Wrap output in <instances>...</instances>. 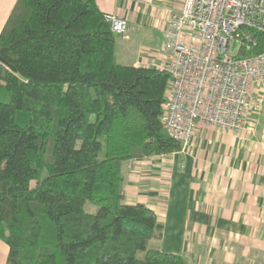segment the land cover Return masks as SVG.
<instances>
[{
    "label": "trees",
    "instance_id": "trees-1",
    "mask_svg": "<svg viewBox=\"0 0 264 264\" xmlns=\"http://www.w3.org/2000/svg\"><path fill=\"white\" fill-rule=\"evenodd\" d=\"M95 0H15L0 30L4 264H193L149 246L163 224L127 203L123 162L183 148L162 123L171 76L123 64ZM264 48L251 31L240 55Z\"/></svg>",
    "mask_w": 264,
    "mask_h": 264
},
{
    "label": "crops",
    "instance_id": "crops-1",
    "mask_svg": "<svg viewBox=\"0 0 264 264\" xmlns=\"http://www.w3.org/2000/svg\"><path fill=\"white\" fill-rule=\"evenodd\" d=\"M15 0H0V30ZM105 13L123 16L127 31L115 39L123 64L161 68L168 15L183 0H95ZM162 44L159 42V45ZM161 47V46H160ZM126 61V62H125ZM262 107L245 127H196L180 151L123 162L127 203L144 202L163 224L152 246L182 254L193 264H264V91ZM7 248L0 241V264Z\"/></svg>",
    "mask_w": 264,
    "mask_h": 264
},
{
    "label": "built area",
    "instance_id": "built-area-1",
    "mask_svg": "<svg viewBox=\"0 0 264 264\" xmlns=\"http://www.w3.org/2000/svg\"><path fill=\"white\" fill-rule=\"evenodd\" d=\"M105 19L115 34L127 31L125 17L106 13ZM251 31L264 33V0H183L179 11L166 18L167 61L161 68L171 81L162 123L183 147L199 124L237 132L261 110L264 48L239 54Z\"/></svg>",
    "mask_w": 264,
    "mask_h": 264
},
{
    "label": "rangeland",
    "instance_id": "rangeland-1",
    "mask_svg": "<svg viewBox=\"0 0 264 264\" xmlns=\"http://www.w3.org/2000/svg\"><path fill=\"white\" fill-rule=\"evenodd\" d=\"M115 37H116V39L118 40V35H117V34H116ZM154 39H155V40L153 41V44L150 45L151 48H158L157 51H158V52H161L162 55H164V51H163V39L157 41V40H156V39H157L156 36H154ZM159 42L162 43V44L159 45ZM236 45H237V44H236ZM160 46H161V47H160ZM117 54H118V55H117V56H118V61L123 62V59L120 57L121 55H120L119 49L117 50ZM125 62H126V61H125ZM152 244H153V241L150 242L149 246L151 247ZM153 247H154V246H153Z\"/></svg>",
    "mask_w": 264,
    "mask_h": 264
}]
</instances>
